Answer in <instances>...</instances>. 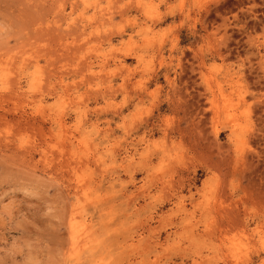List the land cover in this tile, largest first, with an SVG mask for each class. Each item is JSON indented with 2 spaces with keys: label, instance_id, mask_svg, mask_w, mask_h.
I'll use <instances>...</instances> for the list:
<instances>
[{
  "label": "rangeland",
  "instance_id": "rangeland-1",
  "mask_svg": "<svg viewBox=\"0 0 264 264\" xmlns=\"http://www.w3.org/2000/svg\"><path fill=\"white\" fill-rule=\"evenodd\" d=\"M0 264H264V0H0Z\"/></svg>",
  "mask_w": 264,
  "mask_h": 264
},
{
  "label": "bare ground",
  "instance_id": "bare-ground-1",
  "mask_svg": "<svg viewBox=\"0 0 264 264\" xmlns=\"http://www.w3.org/2000/svg\"><path fill=\"white\" fill-rule=\"evenodd\" d=\"M229 213H230V212H229ZM232 221H233V220H232ZM73 232H74V231H73ZM78 233H79V232H78ZM74 236H75V235H74ZM86 239H87V238H86ZM86 241H87V240H86ZM83 242H84V241H83ZM76 243H77V242H76ZM80 245H81V244H80ZM76 246H77V245H76ZM76 246H75V247H76ZM72 247H73V246H72ZM78 248H79V247H78ZM75 249H76V248H75ZM73 250H74V248H73ZM73 250H72V251H73ZM76 250H78V249H76ZM80 251H81V250H80ZM96 262H97V261H96Z\"/></svg>",
  "mask_w": 264,
  "mask_h": 264
}]
</instances>
